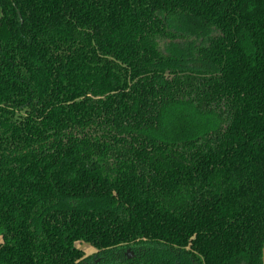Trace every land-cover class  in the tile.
<instances>
[{
  "label": "trees",
  "instance_id": "16d2710c",
  "mask_svg": "<svg viewBox=\"0 0 264 264\" xmlns=\"http://www.w3.org/2000/svg\"><path fill=\"white\" fill-rule=\"evenodd\" d=\"M189 22L213 70L158 50ZM263 242L264 0H0V264H262Z\"/></svg>",
  "mask_w": 264,
  "mask_h": 264
},
{
  "label": "rangeland",
  "instance_id": "374dc122",
  "mask_svg": "<svg viewBox=\"0 0 264 264\" xmlns=\"http://www.w3.org/2000/svg\"><path fill=\"white\" fill-rule=\"evenodd\" d=\"M179 24H174L179 28L184 27V20L182 18V20H179L178 22ZM187 27L189 28L187 33H182V32H177L176 31V35H180L181 38L175 39V40H171L169 38L167 39H162V38H158L156 39L157 41V47L163 46L164 48V53L168 55V52L170 53V49L172 53H175V50L171 48V42H175L178 45V50L182 51L179 52L178 54L181 55H185L187 57V61L188 62V66L186 67H190V68H196V69H206V70H213L214 68L205 65L202 61H198L196 59H192V55H194V49L195 47H200V46H205L207 45V39L204 38V34H203V30H201L198 26H196L195 24H193L192 22H189V24H187ZM173 33L175 32L174 30L172 31ZM175 34V33H174ZM209 35L211 36H215L217 35L216 32H212ZM172 42V43H173ZM170 55V54H169ZM172 55V54H171ZM192 125V123L190 124ZM170 138H175L174 136H170ZM77 248L81 249L82 251H84V253L86 255H91L94 253V249L93 247L89 244H82V243H78L76 244ZM235 264H245L242 260L239 261L238 263Z\"/></svg>",
  "mask_w": 264,
  "mask_h": 264
},
{
  "label": "water",
  "instance_id": "95a60500",
  "mask_svg": "<svg viewBox=\"0 0 264 264\" xmlns=\"http://www.w3.org/2000/svg\"><path fill=\"white\" fill-rule=\"evenodd\" d=\"M262 264H264V242H263V248H262Z\"/></svg>",
  "mask_w": 264,
  "mask_h": 264
},
{
  "label": "flooded vegetation",
  "instance_id": "af4514ba",
  "mask_svg": "<svg viewBox=\"0 0 264 264\" xmlns=\"http://www.w3.org/2000/svg\"><path fill=\"white\" fill-rule=\"evenodd\" d=\"M157 48H158V50H160L162 53H164V52H163V51H164L163 46H160V45H159ZM164 54H165V53H164Z\"/></svg>",
  "mask_w": 264,
  "mask_h": 264
}]
</instances>
